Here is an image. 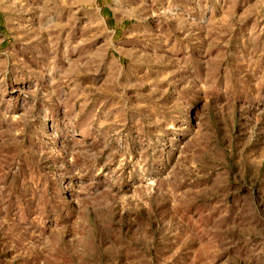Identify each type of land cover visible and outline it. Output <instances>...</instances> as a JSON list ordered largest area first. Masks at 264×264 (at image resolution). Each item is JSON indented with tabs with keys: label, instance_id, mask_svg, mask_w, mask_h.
Masks as SVG:
<instances>
[{
	"label": "rangeland",
	"instance_id": "374dc122",
	"mask_svg": "<svg viewBox=\"0 0 264 264\" xmlns=\"http://www.w3.org/2000/svg\"><path fill=\"white\" fill-rule=\"evenodd\" d=\"M0 264H264V0H0Z\"/></svg>",
	"mask_w": 264,
	"mask_h": 264
}]
</instances>
